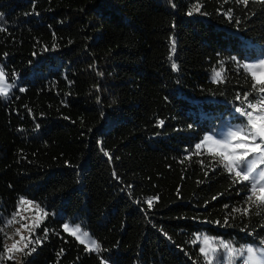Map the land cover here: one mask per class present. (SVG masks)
<instances>
[{"label":"trees","instance_id":"obj_1","mask_svg":"<svg viewBox=\"0 0 264 264\" xmlns=\"http://www.w3.org/2000/svg\"><path fill=\"white\" fill-rule=\"evenodd\" d=\"M0 29L16 85L0 97V216L21 198L47 213L35 251L0 264H206L198 235L262 244L264 206L234 212L250 186L195 147L260 98L241 65L264 56L261 0H0Z\"/></svg>","mask_w":264,"mask_h":264},{"label":"snow or ice","instance_id":"obj_2","mask_svg":"<svg viewBox=\"0 0 264 264\" xmlns=\"http://www.w3.org/2000/svg\"><path fill=\"white\" fill-rule=\"evenodd\" d=\"M237 3H241L247 6L249 0H236ZM264 3V0H261ZM200 5H195L188 15L191 16L193 12L200 11ZM229 19H231V12L227 13ZM3 29H0L2 31ZM175 51V42H173V52ZM173 69H176V65L173 64ZM241 67L251 75L254 91L260 94L259 100L255 103L248 101V93H245L243 98L237 96V100L241 102L248 101L246 108L237 107L235 111L244 117L246 123L230 130L227 133L226 138L216 139L211 135H207L203 138L201 143H198L195 147L197 154L201 148H206L208 154L214 158H218L216 162L222 165L226 171L233 176L234 183L249 182V195L247 196L248 207L243 209H233L234 212L242 215H248L252 206L260 208L264 206V170L257 171L261 165H264V59H260L258 63H244ZM214 82H222V73L220 71L215 72ZM6 85V73L2 67H0V95H7ZM23 91V89H21ZM163 123V122H161ZM107 154V153H106ZM251 157V159H249ZM151 206L152 201H148ZM24 206H28V209H36V217H33L34 223L26 224L21 223L20 228H17L13 233L14 236H19V240H13V243L5 245L3 253L0 254V260H13L15 253H22L30 255L35 251V247H29V245L39 244L38 239H33L34 229L39 227L40 214L43 212L38 205H35L32 201L25 198H21L17 205V211L13 214L12 218L7 221V225L11 226L14 223H20V221L28 219L25 216H21V210ZM44 216L47 213H43ZM20 220H17V217ZM28 231L29 235L24 236L21 234V230ZM3 231V229H0ZM45 230V234H46ZM64 231L74 236L79 243L86 246L88 251H97L99 245L95 240L88 242V233L82 232L80 226L70 227L64 225ZM13 237L9 236L8 239ZM204 247L200 248V252L206 259V264H213V256L217 249L211 247L207 238L203 241ZM264 244V240L261 241ZM222 247L227 250V256L232 257L234 250L228 245L223 244ZM28 250L27 252L25 250ZM244 252L247 253V261L245 264H264V256L258 255L257 251L249 246ZM241 253V255L244 254ZM264 252V250H261ZM103 264V261H102Z\"/></svg>","mask_w":264,"mask_h":264},{"label":"rangeland","instance_id":"obj_3","mask_svg":"<svg viewBox=\"0 0 264 264\" xmlns=\"http://www.w3.org/2000/svg\"><path fill=\"white\" fill-rule=\"evenodd\" d=\"M260 59H264V56L260 57L259 59H255L254 61H252L250 63H258ZM6 85L10 86V87H7V95L6 96L0 95L1 98H7L9 96V94L11 93V91L16 86L15 83L10 82L7 79V77H6ZM242 108H246V104L243 105ZM231 119H233V120H229L228 122H226L217 131H215L213 133L206 134L205 136L211 135V136H213L216 139H224V138H226L228 131L234 130L235 128H237V127L241 126L242 124L246 123L244 117H241L240 114L237 113L235 110L233 112V116L231 117ZM203 138H202V140H203ZM202 140H201V142H202ZM200 150H203L206 154H208V151H207L206 148H201ZM216 159H218V158H216ZM249 159H251V157ZM260 170H264V165H261L260 168L257 171H260ZM245 183H247L250 186L249 182H245ZM16 211H17V208H16L15 212ZM15 212H13L9 216H3V217L0 216V229H3V231H1V233H2V235L4 237V246L6 244L10 246L13 243V240H19V238H20L19 236H14L13 235L15 230L17 228H20V224L21 223H26V224L34 223L33 217H36V209L35 208L28 209V206H24V208L21 210L20 215L21 216H25L28 219L20 221V223H14L11 226H8L7 225V221L12 218V216H13V214ZM43 213L44 212H42L40 214V217H38V219H40V224L43 222V220L45 218ZM17 220H20L19 216L17 217ZM40 224H39V226H40ZM66 224L69 225L70 227H75L76 226V225H71L69 223H66ZM37 228L38 227H36L34 229V235H33V239L34 240H35V231H36ZM63 229H64V227H63ZM82 232H85V231L82 230ZM21 234L24 235V236H28L29 235L28 231L23 230V229L21 230ZM66 234L70 235L68 232H66ZM9 236H11L13 238L12 239H8ZM70 236H72V235H70ZM72 237L75 238L74 236H72ZM205 238H207L209 240L211 247H214V248L217 249L216 253L213 256V264H245V262L247 261V253L244 252V250L247 247H245L243 249H238V250L233 249L231 247L234 250L233 256L232 257H228L227 256V250L222 247L223 244H220L219 242H218L219 244L217 242H212V239H210L209 237H207L205 235H198L195 238V242L199 245V249L201 247H204L203 241H204ZM92 240L93 239L88 234V242L90 243ZM82 245L86 248V246L84 244H82ZM31 246H33V245H29V247H31ZM253 248L257 251L258 255L264 256V252H261V250H264V244H261L259 246H255ZM25 251L27 252L28 250L26 249ZM88 252H93V251H88ZM94 252H96V251H94ZM242 252H244L243 255H241ZM23 255L24 254H22V253H15L13 260L20 261V259H21V257ZM201 255H202V253H201ZM203 258L205 259L204 256H203ZM205 261H206V259H205Z\"/></svg>","mask_w":264,"mask_h":264}]
</instances>
